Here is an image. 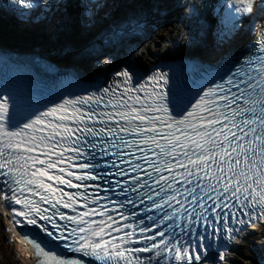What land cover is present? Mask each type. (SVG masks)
<instances>
[{
  "label": "snow or ice",
  "instance_id": "obj_1",
  "mask_svg": "<svg viewBox=\"0 0 264 264\" xmlns=\"http://www.w3.org/2000/svg\"><path fill=\"white\" fill-rule=\"evenodd\" d=\"M173 6L200 19L195 5H153L158 15ZM54 7L10 0L0 14L38 20ZM82 7L81 25L100 26L107 44L148 27L143 12L103 27L109 13L97 19L92 5ZM205 7L217 22L215 62L146 73L129 48L122 70L94 82L73 75L39 96L7 78L0 84L4 200L17 218L80 257L34 241L40 264H217L227 259L228 241L264 218V28L238 46L242 22L262 16L264 0ZM103 46L83 49L94 68L115 64L110 54L101 59ZM0 54L6 64L22 63Z\"/></svg>",
  "mask_w": 264,
  "mask_h": 264
},
{
  "label": "rangeland",
  "instance_id": "obj_2",
  "mask_svg": "<svg viewBox=\"0 0 264 264\" xmlns=\"http://www.w3.org/2000/svg\"><path fill=\"white\" fill-rule=\"evenodd\" d=\"M70 0H51L54 4L59 5L58 8H53L52 13L47 15V18L42 19H27V20H18L17 24H13V20H9V26H13L15 29H10L9 36L4 38L2 44L10 49L13 52L18 53H31V54H40L43 58L48 59L56 63L60 67H68L71 69H77L85 76L90 78H97L100 76H105L110 72L116 70H121L125 67V63L122 65L115 64L111 68L107 69H97L93 67L92 58L87 55L82 54L83 49H85L90 43L96 42L98 45L104 44L102 47V52L104 53L101 56L103 59L107 55H114L110 44L105 43L104 39L101 37L100 33L102 28L100 26L87 27L89 30L81 29L78 30L77 27L73 28L72 31H69V38L64 37V31L61 32L60 29L56 28L58 26L57 22L62 19L61 14L65 16L66 10L65 6L68 5ZM73 1V0H71ZM80 1L81 0H74ZM85 3L92 5L93 10L96 12V17L99 19L101 16H104L105 13L115 7L118 3L122 6L124 3H129L132 0H83ZM142 0H138L137 3H141ZM10 0H0V7L5 6ZM220 0H217V4ZM185 5H189L186 2H179ZM100 4L98 10L95 5ZM139 6L135 4L130 9H124L119 13L107 17L103 22V27H107L113 24H121L124 22L123 17L129 14L132 10L138 11ZM132 9V10H131ZM83 11V7L81 12ZM146 16L148 27L143 32H135V37L139 35H145L148 38L149 42L141 49V54H139V67L140 70L148 73L152 66L156 63H160L165 60H184L187 58H201L205 59L206 62H213L216 60V56L213 55L215 51V41L213 38V30L215 26L207 29V24L201 22L196 24L197 32L202 34L200 40L191 39L194 42L185 43L181 48L169 49L165 52V49L169 46V41L174 39L171 29L174 27L175 20L185 19L184 24H186L188 19L193 20L185 14L184 8L182 7H170V10L167 14L158 15L155 12L153 6L149 10L143 11ZM76 15L77 18H74V21L79 24L81 20V15ZM209 14L213 15L211 8L209 9ZM261 16L252 18L249 17L245 19L242 24V33L238 40V46L244 47L248 44L249 40L252 39L253 35L259 27L261 26ZM200 19L197 21L199 22ZM21 23L26 24V28L23 29ZM217 23V22H216ZM13 24V25H12ZM182 24V23H181ZM28 25V26H27ZM32 26L33 28H31ZM203 26V27H202ZM16 27H18L16 29ZM151 28L153 34H149V29ZM255 28L253 32L252 29ZM22 30L29 32L22 33ZM21 31V32H20ZM75 31V32H74ZM7 32V31H5ZM21 33L22 36L32 37V39L18 40L17 34ZM6 36V33H2ZM39 34H45L46 39H39ZM166 34V37L162 39V36ZM171 34L170 36H167ZM149 36V37H148ZM63 39V43H61ZM71 42L67 44V42ZM248 41V42H247ZM172 42V41H171ZM203 43V47L201 44ZM41 44V46H40ZM66 47H70L72 50L65 54L63 51ZM225 48L227 45L224 46ZM190 52V54L185 52ZM45 54H50L51 57H47ZM175 55L173 57H167L166 55ZM115 58V56H113ZM1 201V200H0ZM5 205L0 202V264H36L34 259L29 258L31 253L28 252V249L21 244V239L19 240L20 233L16 228L13 220H10L8 213L5 211ZM235 260L230 264H236L235 261H238L240 264H264V226L260 227L258 231L249 235L246 238L245 243L241 246H238L235 251Z\"/></svg>",
  "mask_w": 264,
  "mask_h": 264
},
{
  "label": "trees",
  "instance_id": "obj_3",
  "mask_svg": "<svg viewBox=\"0 0 264 264\" xmlns=\"http://www.w3.org/2000/svg\"><path fill=\"white\" fill-rule=\"evenodd\" d=\"M186 2L190 5H195L197 6L199 12H200V20L199 22L197 21V19H188L186 24H184L185 22V19L181 20V19H176L174 22V27L171 29L172 31V35L174 37V39L170 40L169 41V46L165 49V52H167L169 49H173V48H181L185 43H189V40L190 38L191 39H197L200 40V38L202 37L199 32H197V28H196V24H199V23H203L205 22L207 24V29H210L211 27L213 26H216V19L214 18L213 15H210L209 14V9L210 7H205L206 5H214V4H217V0H172V2L174 3H179V2ZM138 0H132L131 2L129 3H124L122 6H120V3H118L116 5V9L115 10H112L110 11V15L113 16L115 14L118 13V11H121L123 9H126V8H131L133 7L135 4H137L139 7V10L136 12V11H132L125 15L123 17L124 19V22L127 21L130 17L133 16L134 13H139V12H143V11H146V10H149L151 6L154 5V3L156 2V0H142L141 3H137ZM82 2L80 1H69L68 2V5L65 6V10H66V13H65V16H63V14H61L62 16V19L59 20L57 22L58 26L56 28L60 29L61 32L64 33V37L65 38H69V31H72L73 33V28L77 27L78 30H83L87 27H84L81 25V23L77 24L75 21H74V18L76 19L77 16L76 15H79L80 11H81V5ZM81 18V17H80ZM10 19H14V16L11 15V14H0V45H3L2 42L4 41V38H7V36H9V31L10 29H15L13 26H9V20ZM182 23V24H181ZM13 24H16V23H13ZM12 24V25H13ZM17 29V27H16ZM149 30V34H153L151 28H148ZM87 30H89L87 28ZM7 31V32H5ZM22 33L24 32H29V31H25V30H22ZM20 31V32H21ZM24 31V32H23ZM6 33L7 35L4 36L2 33ZM75 32V31H74ZM135 32H130L128 33L127 35L124 36V38L122 40L118 39V40H115L113 41L112 43H110V48L112 49L113 51V56H115V61L117 62V65H122L124 64V61L128 58L127 57V53H128V50L129 48H135L136 51L132 54L131 56V60L136 64V65H139V54L141 49H143V47L149 42L148 38H146V34L145 35H139V37H135V34H133ZM29 34H32L31 32L28 33ZM19 35L18 36V40H25V39H32V37H25V36H22L21 33L17 34ZM171 34L167 35V36H170ZM166 37V34H164L162 36V39H164ZM39 39L43 40V39H46V35L45 34H42L40 35L39 34ZM149 37V36H148ZM172 41V42H171ZM61 43H63V39L61 41ZM71 42H67V44H70ZM201 44V47H203V43H200ZM41 46V44H40ZM190 54V52H185L183 53L184 54ZM47 57H51L50 54H45ZM167 57H173L175 55H166ZM195 58V57H194ZM85 73V72H83ZM236 264H240L238 261H235Z\"/></svg>",
  "mask_w": 264,
  "mask_h": 264
},
{
  "label": "water",
  "instance_id": "obj_4",
  "mask_svg": "<svg viewBox=\"0 0 264 264\" xmlns=\"http://www.w3.org/2000/svg\"><path fill=\"white\" fill-rule=\"evenodd\" d=\"M17 57L20 58L21 60H25V61L29 60L30 62H32L33 57H37L38 58V63L37 64L39 65V67H41L42 70H48L50 72H53V71H57V70L60 69V66H58L56 63H54V62H52V61H50L48 59L43 58L40 54H36V55H34V54H29V55L24 54V55H20V56H17ZM63 68L70 71V68H68V67H63ZM81 77L87 78L84 75H82ZM23 230H24V233L29 234V236L33 239V241L40 242L42 244V246H46L47 249L55 250L59 255H61L63 257H66V258H80L76 254H73V253L69 252L68 250H64V249L59 248V246H57L53 242L47 240L43 236H41L34 229H31V228L27 227V228H24ZM40 260H41V258L39 259V262H36V264H40ZM50 264H51V262H50Z\"/></svg>",
  "mask_w": 264,
  "mask_h": 264
},
{
  "label": "bare ground",
  "instance_id": "obj_5",
  "mask_svg": "<svg viewBox=\"0 0 264 264\" xmlns=\"http://www.w3.org/2000/svg\"><path fill=\"white\" fill-rule=\"evenodd\" d=\"M261 23L262 24H264V14H262V16H261ZM251 41V40H250ZM240 47H241V45H239ZM9 54H11V53H9ZM23 55V54H22ZM25 61V60H24ZM29 61V60H28ZM28 61H25V63L26 64H23V66L24 67H26V65L27 66H33V67H35L36 68V72H43V70L41 69V67H39V65L37 64V63H33V62H28ZM193 61H201L200 59H198V58H187V59H184V60H182V61H180V60H165V61H162V62H160V63H156V64H154L153 66H152V68L148 71V73H151L152 71H154V70H159V69H163V70H165V71H168L169 70V66L170 65H176V64H182V63H190V62H193ZM33 63V64H32ZM23 67V70L24 71H26V68H24ZM122 70V69H121ZM70 72L72 73V74H76V75H79V76H82V75H84L83 73H81L79 70H77V69H71L70 68ZM113 72H110V73H108V74H106L105 76H100V79H104V78H107V77H110L111 76V74H112ZM85 76V75H84ZM87 77V76H86ZM84 79H86L85 77H83ZM90 78V77H89ZM97 78H99V77H97ZM97 78H94L95 80L97 79ZM0 202H2V203H4L3 201H2V199H1V201ZM5 204V203H4ZM7 213H8V216H9V218H10V220H12V213L10 212V210H5ZM20 237V236H19ZM21 238H19V240H20ZM21 242V241H20ZM28 243V242H27ZM29 245V244H28ZM30 246L32 247V245L30 244ZM28 252L29 253H31L30 255H29V258L31 257V259H34V261H35V263L36 262H39V259L41 258L40 256H39V254H38V251H34V250H32L31 252H30V250L28 249Z\"/></svg>",
  "mask_w": 264,
  "mask_h": 264
}]
</instances>
